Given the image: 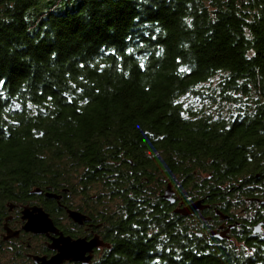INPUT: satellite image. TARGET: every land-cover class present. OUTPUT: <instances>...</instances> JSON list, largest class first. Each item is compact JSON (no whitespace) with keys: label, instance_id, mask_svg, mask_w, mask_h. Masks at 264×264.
Returning a JSON list of instances; mask_svg holds the SVG:
<instances>
[{"label":"trees","instance_id":"trees-1","mask_svg":"<svg viewBox=\"0 0 264 264\" xmlns=\"http://www.w3.org/2000/svg\"><path fill=\"white\" fill-rule=\"evenodd\" d=\"M60 1L0 0V212L93 190L91 264H264V0Z\"/></svg>","mask_w":264,"mask_h":264},{"label":"flooded vegetation","instance_id":"flooded-vegetation-1","mask_svg":"<svg viewBox=\"0 0 264 264\" xmlns=\"http://www.w3.org/2000/svg\"><path fill=\"white\" fill-rule=\"evenodd\" d=\"M38 189V188H37ZM36 189V190H37ZM39 193H32L34 198L30 203H25L20 199H13V201H7L3 204V208L0 212V251L2 253H13L15 255L22 254L27 255L30 259V262L36 264L31 255H46L49 257L52 255L55 250H52L48 247V243L51 242V237L56 236L52 232L48 231L46 233H33L30 231H25L23 229V224L25 219H22V209L26 205H37L42 207V209L48 213L53 224L61 231L64 235H69L71 238H85L89 240L91 238H98L101 241V244L93 247L91 253V260L101 252L105 247H108L109 244L106 239L105 231V221L102 219L101 214L103 212L102 204L100 200H96L94 194H79L75 195L74 193L68 194L66 190H59L58 197H48L45 195L46 192H53L49 188H39ZM50 200L52 207H49L44 202ZM251 201V200H250ZM260 206H264L259 201H255ZM173 208H175L176 213L181 212V208L185 205L182 201H177L175 199ZM203 206L202 208H206ZM75 209L80 211L85 215L86 219L82 223L73 221L67 214V209ZM201 208V210H203ZM200 210V209H199ZM199 210L194 211L192 214H187L188 216L194 215ZM184 214V213H183ZM215 217L212 214L204 215L205 220L209 221L210 227L208 228V233L210 236L215 238H229L232 229L239 226V223L235 218H232L231 215L222 214L218 211L214 213ZM233 224V225H232ZM259 229V227H258ZM212 233H219L220 236L212 235ZM4 236H8L4 239ZM33 238H37L34 240ZM9 257H3V260ZM18 262L21 260L20 256H14ZM61 264H80L78 262L64 261Z\"/></svg>","mask_w":264,"mask_h":264},{"label":"water","instance_id":"water-1","mask_svg":"<svg viewBox=\"0 0 264 264\" xmlns=\"http://www.w3.org/2000/svg\"><path fill=\"white\" fill-rule=\"evenodd\" d=\"M32 193H39L40 190H32ZM172 190L169 185L164 190L162 197L169 202H174L175 198L172 196ZM46 196L57 198L58 195L53 192H46ZM261 204H264V197L257 199ZM203 207L201 200H195L186 204L181 208V212L184 214H192L194 211ZM22 219H25L23 229L33 233L41 234L48 231L52 232L56 236L51 237V242L48 243V247L55 252L47 257L46 255H31L33 261L36 264H61L64 261L78 262L80 264H89L91 260V253L93 247L101 244V241L94 237L89 240L85 238H71L69 235H64L53 224L48 213L45 212L42 207L37 205H26L22 209ZM68 216L75 222L82 223L86 219L85 215L75 209H67ZM233 225V224H232ZM212 235L220 236L219 233H212ZM8 236H4L6 239Z\"/></svg>","mask_w":264,"mask_h":264},{"label":"rangeland","instance_id":"rangeland-1","mask_svg":"<svg viewBox=\"0 0 264 264\" xmlns=\"http://www.w3.org/2000/svg\"><path fill=\"white\" fill-rule=\"evenodd\" d=\"M53 1L54 0H37V2L27 10V17L33 19L39 11L46 10ZM66 2V0H61L59 5H62L64 7ZM68 2H71V0H68ZM92 191L93 190H90L89 193H91ZM33 239L36 240V238Z\"/></svg>","mask_w":264,"mask_h":264}]
</instances>
